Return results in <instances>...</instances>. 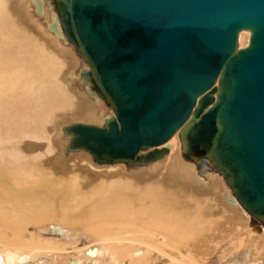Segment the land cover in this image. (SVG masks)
I'll list each match as a JSON object with an SVG mask.
<instances>
[{
    "label": "water",
    "instance_id": "95a60500",
    "mask_svg": "<svg viewBox=\"0 0 264 264\" xmlns=\"http://www.w3.org/2000/svg\"><path fill=\"white\" fill-rule=\"evenodd\" d=\"M54 2L91 67L83 75L115 111L104 127L68 125L69 149L149 164L180 132L185 156L222 173L264 226V0Z\"/></svg>",
    "mask_w": 264,
    "mask_h": 264
},
{
    "label": "bare ground",
    "instance_id": "6f19581e",
    "mask_svg": "<svg viewBox=\"0 0 264 264\" xmlns=\"http://www.w3.org/2000/svg\"><path fill=\"white\" fill-rule=\"evenodd\" d=\"M17 1L0 0V116L5 112L3 111L6 105L3 96L5 90L8 91L7 105L22 104L24 112L17 125L13 122L12 125L9 124L13 139L8 142L0 140V237L8 239L7 241L10 242L8 244L16 245L17 248L25 249L29 253L0 251V264H37L36 256L41 250H46L49 244L34 242L22 244L17 239L18 226L26 222L46 223L53 219L56 213L63 218H70L71 212L66 204L71 201H76L78 204L87 202L99 188L107 189V194L93 201L89 208H83L84 213L81 214L83 218L96 220L94 224L98 227H94L91 231L97 236L111 233L112 226H116L117 234L135 233L137 236L143 234L146 235L149 243L152 241H150L151 235L158 238V241L159 239H167L171 242L178 240L186 248L198 247L205 240L212 239L218 226L217 221L221 218L218 209L224 205L219 200L221 187L215 186L212 190L195 181L193 176L182 174L178 180L169 176H159L148 181H138L135 177L106 182L103 179L96 180L81 175L76 181H72V176L76 173L73 167L75 164L73 166L68 164L69 168H65L64 157H48L42 155L44 152L38 155L40 153L35 152L36 147L24 142L25 139L40 140L41 135L37 136L34 133L35 126L49 124L58 128L59 123L71 116L90 118L96 117V113L93 106H89L87 101L79 98V95L64 83L67 81L65 76L69 68L61 60L59 50L53 49L48 39L46 40L43 35L41 38L31 27L29 28L24 21V11H21V7L25 4H21L23 6L20 7ZM50 2L48 7L52 16L54 7ZM249 39L250 33L242 32L240 46L248 45ZM41 46L40 60H35V56L31 60L27 59L28 53H33V50ZM31 90L36 92V95L35 98L28 99L27 93ZM17 94L20 97H16ZM75 101L79 102L80 106L77 104L76 107ZM100 108L102 111V107ZM0 135H2L1 130ZM16 136L26 138L15 140ZM179 140L181 139L179 138L176 143ZM177 146L175 145L174 149L179 155L181 150H177ZM55 148L57 147L54 146L53 149ZM8 153L10 156L7 155ZM69 174L72 176L69 177ZM24 210H29L33 214L32 218L23 215ZM221 221L219 220V225ZM214 224L217 226L215 227ZM52 228L56 230L61 227L52 225ZM8 230L13 231V238H8L5 234ZM256 230L262 234V237L264 236L263 228L257 227ZM138 231L141 233H137ZM254 242L255 247L259 246V251L264 250L263 242L259 243L257 240ZM52 248L49 249L50 252L53 251ZM93 248L86 249L84 257L88 261L95 262L103 254V248ZM134 249L133 253L138 254L139 251ZM93 250H96L95 254L91 253ZM112 254L113 258L117 259L115 253ZM51 256L57 263L59 262V254L51 253ZM69 264H80V260Z\"/></svg>",
    "mask_w": 264,
    "mask_h": 264
},
{
    "label": "rangeland",
    "instance_id": "374dc122",
    "mask_svg": "<svg viewBox=\"0 0 264 264\" xmlns=\"http://www.w3.org/2000/svg\"><path fill=\"white\" fill-rule=\"evenodd\" d=\"M53 1L54 0H51V2L50 0H18L17 3L20 7L23 6L21 4H25L21 7V11H24V21L27 22L29 28L31 27V29H33V31L41 38L43 35L46 40L48 39L51 42V47L53 49L59 50L61 60H63L65 66L69 68L67 71L68 73L66 72L67 76H65L66 74L64 75L66 77L65 80H67L66 82L64 81V83L70 87L71 91L79 95V98L87 101L86 103H88L89 106L95 108L94 112L96 113V117L81 118V116H71L59 123L58 128L49 124L45 126L39 125V127L35 126L36 129H34V133L37 134V136L41 135L40 140L25 139L24 142L36 147L35 152L40 153H37L38 155L46 152L47 154L43 153L42 155L48 157H64L65 168H69V165L73 166L75 164L73 167L76 173L74 176L70 175L71 173L68 175L69 177L72 176V181H76L81 175H87L88 178L96 180L103 179L106 182L135 177H137L135 179L138 181H148L150 178L154 179L159 176H169L178 180L181 174L185 176L191 175L195 178V181H199L212 190L215 186L221 187L219 200L225 207L221 206L220 209H218V212L222 215H220L221 218L219 220L223 221H221L219 225L218 220V226L214 224L217 228H215L216 232L214 231L212 239L205 240L198 247H183L178 240L171 242V240L159 239L158 241V238L153 235H151L152 239H150V241H152L149 243V241L146 240V235L143 234H141L142 237L137 236L135 233H130V235L121 234L119 231V234H117L118 229L116 226H112L113 231H111V233L97 236L91 231L94 227H98L97 224H94L96 220L87 217L83 218L81 217V214L84 213L85 208L90 207L93 201H97L107 194V189L99 188L94 196L89 197L90 200L87 202L78 204L76 201H71L69 204H66L67 209L71 212L70 218H63L56 213L55 217L48 220L46 223L26 222V224L18 226L17 231L21 234H17V237H19L17 239H19L22 244H29L30 242L44 243L46 245L49 244L46 250H41L36 256L38 261L37 264H69L75 260H80V264H136L137 262H141L142 264H264V250L259 251V246H254L255 240L259 241V243L263 242L262 244L264 245V236L262 237V234L256 230L257 227L264 229V226L237 200L232 188L226 182L222 173L210 164L208 166H201L193 159H188L185 156V153H183L185 152V143L181 140L176 143L180 138V132L176 133L175 136L165 145L159 147H168V155L160 161L149 164H127L124 162H117L114 164L101 163L86 150L69 149L73 137L66 131L68 125L82 122L104 127L107 125L108 119L115 115V111L108 101H105L98 93H96V86L90 83L83 75L84 70L91 69L89 62L81 53H79L76 46L68 39V37H64L66 35L63 32L55 2ZM48 2L54 7V9L51 8V10L53 9L52 13L54 14L52 16L48 7ZM53 24L58 25V30H54L51 27ZM246 46L247 44L240 47L242 48ZM41 49L42 46L36 49L37 51L33 50L34 55H32L33 53H28V56H26L27 59L31 60L33 59V56H35V60H40ZM27 94L29 96L28 99H33L35 98L36 92L34 93V91L31 90L28 91ZM3 96L6 105L3 107V111L5 112L0 116V130L2 131L0 140L8 142V140L13 139L11 129L9 128L11 127L10 125H12L11 122L17 125L23 117L24 112L22 104L9 103L7 105V90H5ZM16 97H20V95L17 94ZM75 104L76 107L78 105L80 106L79 102L75 101ZM95 104L98 105V107ZM82 106H84V104H82ZM62 107L65 108L63 104ZM100 107H102V111ZM34 123L35 122H33V124ZM18 138L26 137L16 136L15 140ZM178 144L179 146H177ZM175 145L178 147L177 150H181L179 155V152L174 149L176 148ZM54 146L57 148L53 149ZM170 153L172 154L170 155ZM7 155L10 156V153ZM182 155L184 156L182 157ZM174 168L178 171L181 169V171L178 172L176 170L177 173ZM77 173L78 175H76ZM67 180L71 181L70 179ZM22 214L29 218H32L33 216L29 210H24ZM52 225H58L61 228L54 230ZM12 232L13 231L8 230L5 234L8 238H13L14 234ZM139 232L141 233V231H138L137 233ZM256 237L258 239H254ZM7 240L8 239H2L0 237L1 252L6 253V251H17L19 254L23 252L29 253V251L25 249L21 250L17 248L16 245L8 244L10 242ZM51 247L54 248H52V252L49 250ZM92 247H94L93 249H96V247L103 248V254L95 262L88 261L84 257L86 249ZM133 249L139 251L138 254L135 255ZM51 253H55V255L59 254L58 263L55 258L53 259ZM112 253H115V258L117 259L113 258L114 255Z\"/></svg>",
    "mask_w": 264,
    "mask_h": 264
}]
</instances>
